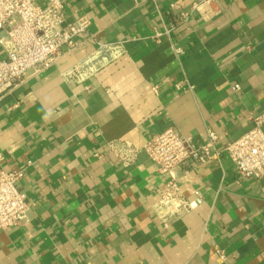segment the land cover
I'll use <instances>...</instances> for the list:
<instances>
[{"label": "crops", "instance_id": "crops-1", "mask_svg": "<svg viewBox=\"0 0 264 264\" xmlns=\"http://www.w3.org/2000/svg\"><path fill=\"white\" fill-rule=\"evenodd\" d=\"M201 1L62 0L65 22L85 16L88 31L0 98V166L24 171L28 204L24 224L0 228V264H264V178H237L222 153L179 180L192 209L163 224L153 205L168 176L109 149L174 127L197 144L213 131L220 151L264 111V0H215L208 21ZM97 42L123 55L65 78Z\"/></svg>", "mask_w": 264, "mask_h": 264}, {"label": "built area", "instance_id": "built-area-1", "mask_svg": "<svg viewBox=\"0 0 264 264\" xmlns=\"http://www.w3.org/2000/svg\"><path fill=\"white\" fill-rule=\"evenodd\" d=\"M153 4L156 0H146ZM215 0H202L200 6H193L199 18L208 21L215 16ZM189 13H181L178 24L188 21ZM90 20L80 16L66 23L62 0H0V98L19 86L28 74H40L49 70L60 58L63 48L71 51L76 47V39L85 34ZM171 25L165 31L170 34ZM161 34L154 39L158 42ZM177 57L184 54L175 48ZM123 55L117 42H97L94 54L77 64L65 78L81 80L92 74L95 67L108 64ZM236 93L237 84L232 86ZM252 127L237 140L222 150L216 149L217 136L206 131L207 140L197 144L190 136H185L177 128H168L150 136L138 147L126 141H115L109 149L123 168L132 166L139 154L144 153L154 165L158 175H167L153 205L154 214L168 224L192 209L191 202L180 190L179 180L199 168L220 162V155L226 154L233 164L237 178H264V111L249 118ZM24 171H8L0 166V228L21 226L27 220L28 204L26 196L19 190V182ZM193 195L199 198V192Z\"/></svg>", "mask_w": 264, "mask_h": 264}]
</instances>
